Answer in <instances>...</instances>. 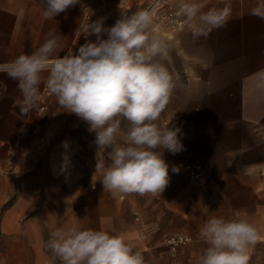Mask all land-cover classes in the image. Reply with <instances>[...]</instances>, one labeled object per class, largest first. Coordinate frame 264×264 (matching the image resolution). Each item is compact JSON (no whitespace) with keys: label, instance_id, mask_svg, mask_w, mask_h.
<instances>
[{"label":"crops","instance_id":"crops-1","mask_svg":"<svg viewBox=\"0 0 264 264\" xmlns=\"http://www.w3.org/2000/svg\"><path fill=\"white\" fill-rule=\"evenodd\" d=\"M112 1L95 20L106 17L111 26L120 14L154 3ZM198 2L204 11L222 6L221 0ZM229 2L231 21L207 38L193 39L184 23L172 27L154 21L156 34L169 45L165 63L176 83L158 123L180 128L184 146L175 155L164 153L180 172L170 170L161 195L104 191L88 125L52 95L46 112L38 110V99L34 111L19 115L16 83L0 73L7 84L0 100V264H60L45 244L53 230L67 224L123 234L146 264H196L207 247L198 231L212 215L246 218L264 237V89L256 77L264 69V20L250 14L255 0ZM178 3L160 0L157 12L174 15ZM81 21L78 4L45 20L39 0H0V63L31 53L50 31L63 37L54 56L75 50L85 42L76 45ZM43 90L41 84L40 96ZM63 154L69 157L66 169ZM191 163L203 167L196 182L186 179L184 167ZM175 235L189 242L173 255L165 240ZM261 246L264 239L253 252Z\"/></svg>","mask_w":264,"mask_h":264},{"label":"clouds","instance_id":"clouds-1","mask_svg":"<svg viewBox=\"0 0 264 264\" xmlns=\"http://www.w3.org/2000/svg\"><path fill=\"white\" fill-rule=\"evenodd\" d=\"M81 0H39L45 20L65 12ZM204 11L198 0H179L176 18L182 19L193 39L207 38L227 27L233 17L229 0ZM160 0L148 8L122 13L111 26L106 17L91 20L85 42L75 50L54 56L61 47L60 34L50 31L31 53L0 63V73L16 83L15 104L19 115L37 108L40 86L54 96L57 104L75 114L95 134L96 173H101L104 191L113 196L136 193L161 195L170 183L165 151L175 155L184 150L180 128L158 123L176 87L166 66L169 45L154 28ZM250 14L264 20V0H255ZM94 36L95 39H89ZM257 87L264 89V69L256 73ZM7 84L0 81V100L6 98ZM68 147L67 141L63 143ZM69 157L63 154L62 168ZM207 247L196 264H250L261 236L246 218L208 217L198 231ZM52 259L60 264H146L141 251L123 234L109 230L67 224L53 230L45 244Z\"/></svg>","mask_w":264,"mask_h":264},{"label":"built area","instance_id":"built-area-1","mask_svg":"<svg viewBox=\"0 0 264 264\" xmlns=\"http://www.w3.org/2000/svg\"><path fill=\"white\" fill-rule=\"evenodd\" d=\"M112 0H81L78 4L82 11V21L80 26V31L78 34V39L76 45H79L80 41H84V35L87 33V26L94 19V14L97 11L108 9L112 6ZM155 20L158 24L177 27L180 26L183 21L179 18H176L171 11H163L157 12L155 15ZM50 97L51 95L47 92L46 88H44L42 95L39 98V107L38 110L40 112H46L50 106ZM8 160L12 161V156L8 157ZM186 179L189 182H196L200 179L203 167L200 163H191L186 164L184 167ZM137 220V217H135ZM189 242V238L187 236L175 235L169 236L165 240V244L171 254L177 253V251L185 246Z\"/></svg>","mask_w":264,"mask_h":264},{"label":"rangeland","instance_id":"rangeland-1","mask_svg":"<svg viewBox=\"0 0 264 264\" xmlns=\"http://www.w3.org/2000/svg\"><path fill=\"white\" fill-rule=\"evenodd\" d=\"M104 10H107V9H104ZM104 10L97 11L95 12V14L98 12L104 11ZM154 21L156 22L155 17H154ZM258 249H259L258 250L259 253L255 254L254 252H252L251 260L254 264H264V247L261 246ZM253 254H254V258H253Z\"/></svg>","mask_w":264,"mask_h":264}]
</instances>
